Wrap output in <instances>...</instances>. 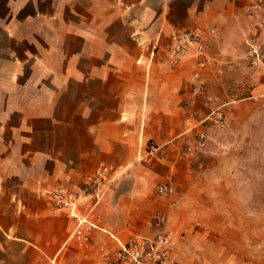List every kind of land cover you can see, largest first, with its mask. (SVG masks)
Returning a JSON list of instances; mask_svg holds the SVG:
<instances>
[{"label": "crops", "instance_id": "obj_1", "mask_svg": "<svg viewBox=\"0 0 264 264\" xmlns=\"http://www.w3.org/2000/svg\"><path fill=\"white\" fill-rule=\"evenodd\" d=\"M184 30L204 51L176 61ZM235 84L264 88V10L249 0H0V264H106L167 231L165 264H245L208 231L180 236L173 201L182 146ZM105 167L97 203L49 197L85 193Z\"/></svg>", "mask_w": 264, "mask_h": 264}, {"label": "rangeland", "instance_id": "obj_2", "mask_svg": "<svg viewBox=\"0 0 264 264\" xmlns=\"http://www.w3.org/2000/svg\"><path fill=\"white\" fill-rule=\"evenodd\" d=\"M229 97L223 123L182 146L175 225L180 236L205 230L245 264H264V88L235 84Z\"/></svg>", "mask_w": 264, "mask_h": 264}, {"label": "built area", "instance_id": "obj_3", "mask_svg": "<svg viewBox=\"0 0 264 264\" xmlns=\"http://www.w3.org/2000/svg\"><path fill=\"white\" fill-rule=\"evenodd\" d=\"M255 8L264 10V0H249ZM170 44L168 52L170 56L176 61L187 52L191 47H196L197 51L202 54L204 51V45L200 33L194 30H184L181 32L174 31L170 37ZM253 60L252 64H257L261 55L255 50L250 55ZM204 61L200 64L203 65ZM216 124H222L224 121L223 115L216 117ZM109 172L108 167L103 168L95 173L91 182L87 184L85 189H82L85 193L69 192L66 193L61 189H54L49 193V197L52 198L58 208L68 209L74 208L77 203L84 197L91 196L94 198L95 203L101 199V185L107 178ZM158 191L161 195H167L170 190L164 185H160ZM155 222L157 226H164L167 222V218L164 214L158 213L155 216ZM80 226L87 224L89 228H93L92 224L87 223L86 220L79 219ZM81 227L77 229V235H84ZM86 237V236H85ZM171 250V235L170 233L163 232L155 239H133L126 243L122 249L118 252L117 258L114 262H107L106 264H165L170 258Z\"/></svg>", "mask_w": 264, "mask_h": 264}]
</instances>
